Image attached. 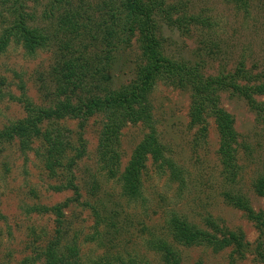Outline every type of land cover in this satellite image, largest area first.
<instances>
[{
  "label": "rangeland",
  "instance_id": "rangeland-1",
  "mask_svg": "<svg viewBox=\"0 0 264 264\" xmlns=\"http://www.w3.org/2000/svg\"><path fill=\"white\" fill-rule=\"evenodd\" d=\"M6 1L0 0V29L13 19ZM102 1L76 0L74 6L95 17ZM159 2L163 6L157 10L165 11L158 19L167 56L201 65L205 77L234 73L237 69L264 77V0ZM44 7L31 0L25 12L36 15L33 25L51 28L57 22L45 17ZM54 57L50 50L31 55L17 44L0 54V129L25 117L22 98L36 106L55 101ZM142 62L136 39L131 46H122L115 53L110 74L113 87L130 84ZM150 100L159 141L180 175L172 179L168 167L161 170L149 159L142 172L140 199L125 197L120 182L109 179L100 168L97 157L100 116L83 117L68 124L78 136L83 133L85 140V154L76 162L73 172L77 194L56 191L54 187L64 180L47 170L34 151L23 152L18 142L2 148L0 264H32V259H37L55 234V218L45 208L68 200H72L64 211L68 240L88 239L81 247L85 259L108 251L149 264H162L149 244L158 238L180 252L181 264H264L253 252L240 258L231 247L178 244L168 228V219L178 214L200 229L214 233V226L207 224L211 219L223 231L242 234L250 249L256 245L258 230L227 195L242 194L255 211L264 210V199L254 191V183L264 170V96L257 98L262 107L259 110L232 92L220 94V106L234 117L239 134L240 172L235 184L227 183L222 174L220 137L214 119H208L204 135L191 123L189 90L158 81ZM148 132L142 124H130L123 129L120 171L128 165ZM97 230L99 241L94 240Z\"/></svg>",
  "mask_w": 264,
  "mask_h": 264
},
{
  "label": "trees",
  "instance_id": "trees-1",
  "mask_svg": "<svg viewBox=\"0 0 264 264\" xmlns=\"http://www.w3.org/2000/svg\"><path fill=\"white\" fill-rule=\"evenodd\" d=\"M28 1L31 0L6 1L13 19L0 29V54L12 44L21 46L31 55L38 51H53L55 101L36 106L29 99L20 98L24 102L25 117L0 129V151L5 145L18 142L23 152L34 151L47 170L64 180L54 187L56 191L77 194L73 172L76 162L85 154V140L83 133L78 136L68 124L83 117L100 116L102 128L97 153L100 168L109 179L120 182L125 197L140 199L143 197L142 172L149 159L161 170L168 167L172 179L180 175L176 165L166 157L153 118L150 95L157 82L163 81L190 91L191 123L199 127L200 134L207 132L208 119H214L220 137L218 153L222 174L227 183L235 184L240 172L239 134L234 117L220 106V94L232 92L251 108L260 110L262 107L257 98L264 96V77L252 76L243 69L205 77L201 65L167 56L158 19L165 11L157 10L163 6L158 0H103L95 17L88 12L82 13L81 7H75L76 0H32L36 5L45 6L43 12L47 19L57 22H52L51 28L32 24L36 15L25 12ZM134 39L143 62L130 84L114 88L110 74L115 53L124 45L131 46ZM130 124H142L149 132L134 150L128 165L120 171L121 134ZM254 191L264 199V170L254 183ZM227 197L245 212L259 232V239L252 249L242 234L223 231L211 223V219L207 224L214 226V233L200 229L178 214L168 219L172 239L184 246L231 247L240 258L253 252L264 263V210L255 211L242 194L229 193ZM71 202L45 208L55 218V234L37 254V259H32V264H149L108 251L85 259L81 247L88 239L68 240L64 211ZM96 216L99 224V216ZM99 233L97 230L95 241L100 240ZM149 244L162 264H181L180 252L166 240L157 238Z\"/></svg>",
  "mask_w": 264,
  "mask_h": 264
}]
</instances>
